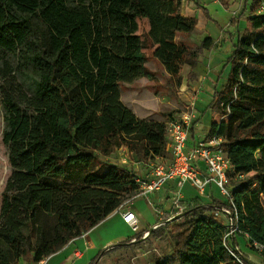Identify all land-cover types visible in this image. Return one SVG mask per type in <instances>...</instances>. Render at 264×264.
<instances>
[{"label":"trees","instance_id":"trees-1","mask_svg":"<svg viewBox=\"0 0 264 264\" xmlns=\"http://www.w3.org/2000/svg\"><path fill=\"white\" fill-rule=\"evenodd\" d=\"M69 1L0 0V46L16 51L33 45L27 58L39 71L32 93L23 95L26 107L21 108L9 87L3 91L13 172L1 211L0 264L20 258L38 262L126 203L125 194L139 187L135 175L115 164H104L107 171L99 172L97 150L128 145L146 158L167 152L164 128L149 131L119 96V81L132 82L146 71L137 19H149L150 39L159 45L154 56L173 75L184 63H194L202 50L176 41L178 33L196 26L195 18L180 13L181 0H82L74 8ZM13 9L40 11L46 31L28 42L32 27L10 13ZM241 17L228 33L234 42L225 62L232 67L229 92L225 97L215 92V100L231 104L230 119L213 122L209 134L223 136L228 152H251L245 161L231 160L229 179L237 204L255 185L264 193V31L255 39L246 36ZM251 19L264 27V14ZM11 72L0 65V74ZM68 79L77 82L74 96L65 86ZM250 216V233L264 244V215L251 210ZM171 225L179 228L174 254L156 264H250L244 255L230 253L228 248L235 252V238L224 242L225 220L206 213L201 200L166 227Z\"/></svg>","mask_w":264,"mask_h":264},{"label":"rangeland","instance_id":"rangeland-1","mask_svg":"<svg viewBox=\"0 0 264 264\" xmlns=\"http://www.w3.org/2000/svg\"><path fill=\"white\" fill-rule=\"evenodd\" d=\"M86 1L88 2V0ZM81 2L82 0H70L69 6L74 8L79 6ZM10 13L16 15L19 19L28 20L30 23L33 33L28 42H35L38 35L47 29L46 24L40 18V11H38V14H32L13 9L10 10ZM180 13L196 19V26L192 32L176 35V41L184 42L191 48L202 46L198 57L193 60L195 62L184 63L178 75L169 73L162 61L154 56V52L159 45L153 44L150 39L149 19L138 18L137 34L141 36L144 42L142 52L146 56L144 62L146 71L141 77L132 82L122 80L118 83L120 100L137 118L146 124L149 131H158V126L164 128L167 137V152L165 155L146 158L142 151L137 154L128 145H122L105 152L97 150L95 167L100 170L99 172L105 173L107 171L104 164H115L127 168L135 175L133 176L135 179L147 180L152 172V169L148 171L147 166L155 165L158 161L157 157H161L165 161L164 158L170 156L168 153L169 123L176 117L183 118V115L188 112L193 113L189 122L190 130H196L193 129L194 125L200 123L202 109L197 106V94L204 90L203 83L196 89L192 87L195 82L199 81V73L216 68L217 75L220 73L216 91L221 92L223 97L228 94L231 65H229V69H224L221 63L216 67L214 65L212 67L211 64L216 61V56L221 54L222 58L231 48L228 33L234 32L236 18L242 16L239 24L246 36L255 39L264 31V27L256 26L253 19H251L255 15L264 14V0H181ZM32 46L31 44H25L16 51H10L0 46V65L12 68L9 75L0 74V226L3 222L1 211L4 199L6 194L9 193L7 184L13 172L10 161V148L5 142V134L9 131L10 126L8 110L2 103L3 91L4 88L9 87L16 96V100L19 101L21 108L27 106V101L23 95L25 93L31 94L36 81L39 79L37 65L30 64L27 58L32 56ZM204 56H207L205 66L201 63ZM60 82L62 81L60 80ZM65 86L68 87V94L74 96L75 91L73 90L74 87H77V82L74 79L69 80ZM236 88L237 86L234 87V90ZM215 94L208 106L212 111V120L218 124L227 122L230 119L231 104H228L226 99L215 100ZM206 123L203 120L202 124L206 125ZM223 139L225 138L223 137ZM227 154L234 164L251 157V152L248 149L230 151V153L227 150ZM138 185L140 184L138 183ZM141 192V187L137 186L134 193L125 194L126 203L130 204L141 196L145 197V195H140ZM201 203L206 213H213V205L203 201ZM235 205L238 213L237 217L221 216L225 220V226L222 230L223 240L228 245V241H233V237L235 238V252L228 248L235 258H238L237 253L239 256L240 254L244 255L250 264H264V257L262 256L264 244L255 239L250 233V211L255 210L264 215V193L261 192L259 185H255L242 197L240 204L235 202ZM128 207H131V204ZM153 207L157 210L161 209L155 205ZM156 221L157 219H152L147 227L151 230L153 224H158ZM164 221H166V216L160 220V222ZM170 223L172 222L164 223L157 228L153 227L152 231L155 230V234L145 236V231L135 233L127 224L119 222L118 215L113 211L96 226L83 229L80 236L72 238L57 252L74 242L71 245V261L74 262L84 255V251H86L85 249L90 244V239H92L95 244L96 241L101 242V244L98 243L96 250L91 251L85 260L77 261L76 264L161 263L163 259L174 254L175 250L174 244L177 240L175 234L179 231V228H174L172 225L166 227ZM207 229V226L201 227L204 236L208 234ZM122 235L124 240H115ZM96 237H100L101 240H96ZM78 240H83V245L78 243ZM104 244L106 246H102ZM103 250L105 251L99 257ZM57 252L45 256L38 262L20 258L14 264H48L50 258ZM239 261L246 264V260Z\"/></svg>","mask_w":264,"mask_h":264},{"label":"built area","instance_id":"built-area-1","mask_svg":"<svg viewBox=\"0 0 264 264\" xmlns=\"http://www.w3.org/2000/svg\"><path fill=\"white\" fill-rule=\"evenodd\" d=\"M191 116L193 113L188 112L183 115V118L176 117L169 123L168 153L170 156L168 161L157 157L158 161L151 166L150 177L147 180L136 178L142 189L140 195L148 197L150 194L160 191L170 180H175L178 190L176 191L174 212L176 215H184L187 205L182 202L181 193L185 184H190L202 195L205 194L209 184H215L222 198L212 204L213 214L230 218L237 217L238 213L229 179V175L234 169L227 154L224 139L216 133L195 142L188 149ZM122 216L124 222L129 224L135 233L140 231L139 216L133 209L123 211ZM173 216H175L174 213L169 218ZM160 225L162 224L158 222L153 227L157 228ZM152 228L145 230L144 235L151 234Z\"/></svg>","mask_w":264,"mask_h":264},{"label":"crops","instance_id":"crops-1","mask_svg":"<svg viewBox=\"0 0 264 264\" xmlns=\"http://www.w3.org/2000/svg\"><path fill=\"white\" fill-rule=\"evenodd\" d=\"M240 26V24H239ZM236 27V26H235ZM229 37V34H228ZM230 39V37H229ZM227 44V43H226ZM230 46L231 48L221 58V54L219 56L215 57V62L211 64V66L216 67L218 64H223L224 69H229V65H225L226 59L230 54L233 52L234 49V42L230 39ZM227 46V45H226ZM207 61V56L202 57V65L205 66V62ZM217 63V64H216ZM202 66V67H203ZM205 70V68H204ZM217 70L216 68L214 70L209 69L208 72L202 71V73H199L198 75V82H195L194 85L192 86L194 89L198 88L202 83H203V88L204 90L201 93L197 94L198 101H197V106L200 107L202 110V118L200 120V123H197L194 125L193 129L196 130H190V136L189 140L187 143V148H191L193 144L197 141L205 139L207 136H209L210 131H211V126L212 123L214 122L212 120V114H211V109L208 108L209 103L214 97V94L217 90V81L220 78V73L217 75ZM203 120L206 121V125L202 124ZM230 153V152H229ZM165 161L167 162L168 158H164ZM148 171L151 169V165L147 166ZM178 190L177 184L175 180H170L169 182L166 183V185L157 192H154L150 194L148 197H140L137 200H135L133 203L131 202V207H128V203L122 205L119 207L115 212L118 215L119 222L127 224L123 220L122 212L127 210V209H133L139 216L140 220V231H145L147 228L149 229V226L152 219H157L156 222H159L164 218V216L172 215L173 209H175V200L177 198L176 191ZM182 201L184 204L188 206L194 204L197 200H201L204 203L212 205L215 202L220 201L222 198L218 187L215 184H209L206 187L205 194H200L195 188H193L190 184H185V186L182 189L181 193ZM158 206L161 209L157 210L153 206ZM170 215V216H171ZM155 222V223H156ZM129 226V224H127ZM155 224H153L154 226ZM146 226V227H145ZM130 227V226H129ZM131 228V227H130ZM122 236H118L117 239L115 240H124L122 239ZM96 240H101L100 237H96ZM83 241V240H82ZM81 240H78V243H81L83 245V242ZM74 243V242H73ZM72 243V244H73ZM85 243V242H84ZM88 247L84 251V255L79 257L76 261L72 262L71 261V245L67 246L63 250L57 252L54 254L51 258L48 264H76L77 261L85 260L88 254L91 251H94L97 249V244L101 242H97L96 244L93 242L92 239L89 241ZM106 246V244L102 245ZM74 253V252H73Z\"/></svg>","mask_w":264,"mask_h":264},{"label":"water","instance_id":"water-1","mask_svg":"<svg viewBox=\"0 0 264 264\" xmlns=\"http://www.w3.org/2000/svg\"><path fill=\"white\" fill-rule=\"evenodd\" d=\"M183 216V214H177V215H175V216H173V217H171V218H168L166 221H164V222H160L161 224H164V223H168V222H173V221H175V220H177V219H180L181 217Z\"/></svg>","mask_w":264,"mask_h":264}]
</instances>
